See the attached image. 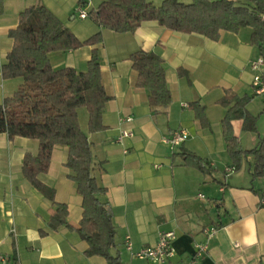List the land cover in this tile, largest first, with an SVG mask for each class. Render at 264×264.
<instances>
[{
  "label": "crops",
  "instance_id": "1",
  "mask_svg": "<svg viewBox=\"0 0 264 264\" xmlns=\"http://www.w3.org/2000/svg\"><path fill=\"white\" fill-rule=\"evenodd\" d=\"M100 1L0 0V104L23 83L20 77L5 79L2 67L14 45L10 31L18 26L26 8L43 3L80 40L102 32V80L111 96L103 114L106 128L90 132L87 109L81 107L78 113L92 143L93 174L107 188L100 199L113 212V252L120 254L123 264H264V175L253 178V155H247L240 169L227 172L234 164L222 127L228 108L220 103L228 89L253 96L248 109L258 116L256 129L245 128L243 119L233 124L241 148H255L264 136V94L254 93L253 80L259 73L264 75V65L255 70L251 61L264 55L251 43L252 28L223 31L218 41L171 30L156 21H147L132 33H119L101 27L89 15L80 16V7L88 14ZM151 1L158 5L163 0ZM93 48L53 51L49 58L56 69L85 72ZM139 50L154 51L163 58L172 102L162 112L155 113L150 106L149 90L136 86L137 71L130 55ZM196 101L206 107L211 123L207 128L190 106ZM126 116L133 120L121 122ZM122 128L134 135L119 142ZM179 129H186L189 138L171 148L163 138ZM38 151L36 139H10L0 133V252L20 264H108L103 256L85 253L88 244L78 232L82 197L69 177V148L64 145L54 147L49 170L39 179L55 190L57 202L67 204L70 226L49 228L52 202L22 171L25 155ZM185 151L205 159L212 171L204 173L187 165ZM211 227L217 231L209 250L196 257L195 244L208 240L206 230ZM168 230L175 231L177 238L175 255L166 262L138 259L127 249V237L139 250L155 245L160 231Z\"/></svg>",
  "mask_w": 264,
  "mask_h": 264
},
{
  "label": "trees",
  "instance_id": "2",
  "mask_svg": "<svg viewBox=\"0 0 264 264\" xmlns=\"http://www.w3.org/2000/svg\"><path fill=\"white\" fill-rule=\"evenodd\" d=\"M83 5L84 2L81 1ZM101 27L115 32H135L143 23L156 21L160 25L182 33H197L218 41L223 31L239 32L252 28L251 43L264 55V0H101L88 11ZM14 39L12 50L2 67L5 79L20 77L23 83L17 91L0 104V133L10 139L17 136L36 139L39 151L28 152L22 171L27 180L52 202L48 221L51 230L69 225L67 204L56 201L55 190L40 179L51 164L55 146L69 148L66 166L69 177L76 182L82 197L83 214L78 232L88 244L85 253L103 256L108 264H123L116 246V228L113 212L100 195L107 192L93 174V149L88 135L83 131L78 110L89 113V131L106 128L103 114L111 96L106 92L100 64L102 32L80 40L43 3L26 8L20 13L18 26L10 31ZM85 45H94L88 69L78 72L72 67L56 69L49 54L69 51ZM137 71L136 86L149 90V103L155 113L162 112L172 102L163 58L154 51L139 50L130 55ZM253 96L239 95L228 89L220 103L227 107L222 120L227 151L236 170L240 169L247 155L254 156L253 178L264 175V136L251 150H244L239 143L233 122L244 120L245 128L256 129L257 115L249 112ZM197 119L205 128L210 126L206 107L199 101L190 105ZM187 165L204 173L212 171L202 157L191 151L184 152ZM264 198V194L262 199Z\"/></svg>",
  "mask_w": 264,
  "mask_h": 264
},
{
  "label": "built area",
  "instance_id": "3",
  "mask_svg": "<svg viewBox=\"0 0 264 264\" xmlns=\"http://www.w3.org/2000/svg\"><path fill=\"white\" fill-rule=\"evenodd\" d=\"M79 14L82 18L88 16L84 7L79 8ZM264 65V58L262 56L251 61V67L255 70H259ZM254 92L256 95L264 94V75L259 73L253 80ZM183 106L187 107L188 104L184 103ZM133 120L132 116H126L121 118V122H130ZM134 132L131 129L122 128L118 137L119 142H123L126 138L132 137ZM189 138V132L186 129H179L172 132L169 136L163 138V142L175 148L183 144ZM228 173L236 171L235 166L226 168ZM203 196V195H202ZM261 206L264 207V198L261 200ZM217 231V227H211L206 230L207 241L205 243L197 242L195 244L196 257L203 256L210 247V240L213 238ZM177 238V234L173 230L160 231L158 242L152 246L142 247L139 250H135L133 242L130 237H127L126 244L127 249L132 253L135 258L145 259L153 263H163L172 259L175 255L174 241ZM0 264H20L16 259L11 256L0 252Z\"/></svg>",
  "mask_w": 264,
  "mask_h": 264
},
{
  "label": "rangeland",
  "instance_id": "4",
  "mask_svg": "<svg viewBox=\"0 0 264 264\" xmlns=\"http://www.w3.org/2000/svg\"><path fill=\"white\" fill-rule=\"evenodd\" d=\"M255 93V92H254Z\"/></svg>",
  "mask_w": 264,
  "mask_h": 264
}]
</instances>
